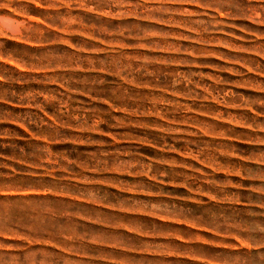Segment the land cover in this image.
<instances>
[{"label":"rangeland","instance_id":"obj_1","mask_svg":"<svg viewBox=\"0 0 264 264\" xmlns=\"http://www.w3.org/2000/svg\"><path fill=\"white\" fill-rule=\"evenodd\" d=\"M0 264H264V0H0Z\"/></svg>","mask_w":264,"mask_h":264}]
</instances>
